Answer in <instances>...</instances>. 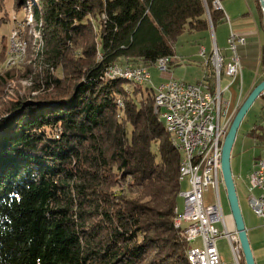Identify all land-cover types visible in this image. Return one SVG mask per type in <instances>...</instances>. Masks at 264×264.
<instances>
[{
    "label": "trees",
    "instance_id": "obj_1",
    "mask_svg": "<svg viewBox=\"0 0 264 264\" xmlns=\"http://www.w3.org/2000/svg\"><path fill=\"white\" fill-rule=\"evenodd\" d=\"M6 1L0 24L10 20ZM13 1L27 19L32 6L42 44L30 64L10 68L0 44V264H192L176 225L183 156L155 112L158 93L147 87L139 99L145 84L107 70L173 64L179 36L216 30L224 9L216 0ZM253 54L264 65V45ZM23 80L24 93L4 97ZM204 80L213 89L215 72ZM246 135L262 149L264 118Z\"/></svg>",
    "mask_w": 264,
    "mask_h": 264
},
{
    "label": "built area",
    "instance_id": "obj_2",
    "mask_svg": "<svg viewBox=\"0 0 264 264\" xmlns=\"http://www.w3.org/2000/svg\"><path fill=\"white\" fill-rule=\"evenodd\" d=\"M216 4L221 7L219 0H216ZM21 28L23 21L13 32L15 54L21 51L19 46ZM228 43L232 51L228 62H225L216 40L209 57L205 48L200 50L201 56L207 58L205 65L211 64L214 69L216 86L213 89L206 80L192 83L171 74L153 88L158 92L159 108L165 112L170 130L177 131V139L185 147V174L189 188L183 191L185 208L183 211L179 209L176 220L184 236L191 243L189 253L194 256L197 264H224L218 248V240L224 236L231 240L233 264H242L241 247L234 245L238 242V237L226 229L221 231L216 225L218 221L225 223L221 205L207 204L204 196L210 185L217 188L220 185L222 145L231 124L230 100L224 97L228 87L224 89L221 85L222 72L232 79L231 84L239 77L242 78L243 66L238 49L247 43V38L231 31ZM171 65V57H162L155 63L159 70L166 73L170 72ZM119 71H132L133 74L145 77L146 81L152 79L151 67L146 65L116 63L109 67L107 74ZM250 180L251 190L258 189L259 195L252 193L249 200L264 225V147L255 159ZM198 237L202 238V247L194 245Z\"/></svg>",
    "mask_w": 264,
    "mask_h": 264
},
{
    "label": "rangeland",
    "instance_id": "obj_3",
    "mask_svg": "<svg viewBox=\"0 0 264 264\" xmlns=\"http://www.w3.org/2000/svg\"><path fill=\"white\" fill-rule=\"evenodd\" d=\"M250 5L253 6V0H249ZM245 6L248 7V4L245 0H242ZM234 3L238 5L241 3V0H234ZM240 5V4H239ZM28 6L30 4L28 3ZM6 9L9 13L10 20L0 24V44L3 40L6 43V52L7 56L4 62L6 67H14L21 66L25 62L31 63V60L34 58V51H36V44H42V39L40 40V33L38 30V24L35 22L32 17V6L30 8V24H26L27 17L26 9L24 5H20L17 8L15 7V3L13 0L6 1ZM28 16V14H27ZM25 17V18H24ZM29 18V17H28ZM32 19V20H31ZM23 21V28H21L19 33V41H26V50L25 54L18 56L17 60L9 64L8 62L11 60L12 54L15 53L14 46V34L13 32L18 27V24ZM33 21V22H32ZM38 33H36V32ZM201 33L204 32H194L189 33L186 32L179 36L178 40L175 43V62L171 65L170 72H162L155 65L151 66L152 79L147 82L143 87L137 88L138 94L137 98H141L147 96V92H150L149 88H154L160 82L165 80L170 74L176 78L183 79L187 82L198 83L199 80L203 79L205 75V67H203L202 63L204 61V57L199 55L201 45L206 44V46L211 47L214 46L213 37L200 38ZM215 38L217 40L216 44L220 50L226 56H232V51L230 49V45L228 43V37L231 34L230 31V21L227 19L225 24H220L217 26L215 30ZM13 34V35H12ZM39 35V36H35ZM203 35V34H202ZM39 38V40H38ZM42 38V37H41ZM41 41V42H40ZM222 53V55H224ZM224 55V56H225ZM256 55H254V59ZM259 60V57H258ZM257 61V60H256ZM126 65V64H125ZM130 65V64H127ZM243 77H239L236 82H234L229 91L233 96L234 103L237 100V97L240 93L242 94V98L238 102L237 106L234 108L232 113L229 111L230 122H232L235 114L238 109L249 95L251 90L247 91L249 86L252 84L253 80H258L256 84L264 78V65H260L259 69L256 73L250 71L248 68H243ZM221 85L224 88L228 82L232 81L231 78H228L224 71L221 76ZM19 88L14 85L12 88L7 87L4 89V97L10 99L11 97L16 96L17 94L24 93L23 91L30 85L29 80H23L20 83ZM255 84V85H256ZM254 85V86H255ZM254 88V87H253ZM159 100V99H158ZM264 103L262 99H259L250 109L246 118L244 119L239 134L237 137V143L234 147L233 151V159H232V169L233 174L235 176V182L237 186V192L241 204V208L246 216L248 212L253 213L254 216L258 217L254 212L253 207L250 203V196L252 193L257 192L255 189L251 190L252 183L250 180V170L253 165L254 156L260 153L261 149L256 145L255 141L247 136V132L252 129V127L258 122H262L264 118ZM231 125V124H230ZM240 177L237 179V177ZM183 190H187L189 188L188 182L183 184ZM205 201L207 204H220L223 211V216L227 220L231 214L230 204L227 197L226 188L221 176V182L219 187L217 188L215 185H210L208 189L204 193ZM178 205L180 211H183L185 208V198L180 194L178 199ZM232 215V214H231ZM260 219V218H259ZM195 246L202 247V238L198 237V239L194 242Z\"/></svg>",
    "mask_w": 264,
    "mask_h": 264
},
{
    "label": "crops",
    "instance_id": "obj_4",
    "mask_svg": "<svg viewBox=\"0 0 264 264\" xmlns=\"http://www.w3.org/2000/svg\"><path fill=\"white\" fill-rule=\"evenodd\" d=\"M245 1L247 2L248 7L245 6V4L242 2V0H241V3H239L240 5L239 4L236 5V3H234V0H224L223 2H220L221 7L224 9L225 14H226V20L222 24H225L227 19H228L230 21V31H233L234 33L246 36L247 43L245 45H241L238 49V52H239V55H240L241 60H242L243 68H248L250 71H253L254 73H256L260 67V63L258 60V56H256V58L254 59L253 53L257 52V50L262 45H264V29L262 27L261 16H260L259 10L257 9V6H256L254 0L252 1L253 6L250 5L249 0H245ZM202 32H204V33H201L200 38H206V37L210 36L216 40L215 33H214L215 30L213 28H211L208 31H202ZM215 40H214V44H215ZM216 42H217V40H216ZM202 48H205V50L207 52V56L209 57L213 51L214 46L211 45V47L209 48V46H206V44L205 45L202 44L201 49ZM221 53H223L222 50H221ZM199 55H200V52H199ZM224 58H225V62H228L230 60L231 56L225 55ZM256 59H257V61H256ZM206 60H207V58L205 57L204 61L202 63L203 67H205V69H206L205 75H204L203 79H201L199 81L211 78L212 75L214 74V72H213L214 69H213L212 65L211 64L205 65ZM242 77H243V72H242ZM257 81L258 80H253L252 84L249 86L247 91L253 89V87H255L254 85L256 84ZM228 83L229 84H227L224 87V89H226V87H228V89H226V91L224 92V97L226 99L230 100L229 111L232 113V111L234 110V108L237 106L238 102L242 98L243 93H240L238 95L237 100L234 103L233 96H232L231 92L229 91L232 84L230 81ZM258 155H259V153L254 156L253 165H254V162L256 159L255 157ZM233 157H232V159H233ZM253 165H252V168L250 170V173L253 169ZM234 178H235V176H234ZM239 178L240 177L238 176L237 179H239ZM254 191H257L254 193L259 195L258 189H255ZM178 211H179V205H178ZM231 214L227 220L224 217L225 223H223L222 221H218L216 223V225L221 231H224L226 229L233 236L234 235L237 236L236 225H235L234 219H233ZM243 215L245 218L246 227L248 230V235H249V239H250V242L252 245V249H253V253L255 256L256 263L257 264H264V225H263L262 218L259 217L260 218L259 219L258 217L254 216L253 213H251V212H248L246 214V216L243 212ZM234 245L241 247L239 241L235 242ZM218 248H219V251H220V254H221V257H222L224 264H233L234 252H233V248H232L230 238L227 236L219 238ZM242 256L244 257L242 249H241V257ZM241 261H242V258H241Z\"/></svg>",
    "mask_w": 264,
    "mask_h": 264
},
{
    "label": "water",
    "instance_id": "obj_5",
    "mask_svg": "<svg viewBox=\"0 0 264 264\" xmlns=\"http://www.w3.org/2000/svg\"><path fill=\"white\" fill-rule=\"evenodd\" d=\"M260 4L263 10V23H264V0H260ZM262 93H264V80L259 82L251 90L249 95L246 97V99L238 109L228 129V132L224 138L222 151H221V174L226 188L232 217L236 225L238 241L240 242L246 264H257V263L249 239L245 218L243 215V211L241 208V204L237 192V186L232 169V151L243 119L245 118V116L247 115V113L255 103V101Z\"/></svg>",
    "mask_w": 264,
    "mask_h": 264
},
{
    "label": "bare ground",
    "instance_id": "obj_6",
    "mask_svg": "<svg viewBox=\"0 0 264 264\" xmlns=\"http://www.w3.org/2000/svg\"><path fill=\"white\" fill-rule=\"evenodd\" d=\"M30 7L28 8V19H27V22L26 24H30ZM32 20V19H31ZM33 22V21H32ZM21 30V29H20ZM36 32V31H34ZM38 33V32H36ZM13 35V34H12ZM35 36H39V35H35ZM41 34H40V40L42 39L41 38ZM20 39V38H19ZM39 40V38H38ZM41 42V41H40ZM26 45H27V42L26 41H19V46H20V53L19 54H15L13 53L12 54V57L10 58L11 60L8 62L9 64H12L14 63L18 56H21L22 54L24 55L25 54V50H26ZM15 54V55H14ZM14 58V59H13ZM112 75H114L115 77H121V78H124L130 82H132L133 84H137V85H144L146 84L147 82L149 81H146L145 80V77H142V76H138L136 74H133L132 71H119L117 73H111ZM157 92V91H156ZM158 93V92H157ZM120 104H122L120 102ZM155 112L156 113H159L161 119L164 121L167 129L172 133V136H173V143L175 145V147L178 149V151H180L182 153V162H181V165H180V175H179V181L181 183H184L186 182V174H185V170H186V162H185V147L181 145L180 141L177 139V131H174V130H170V125H169V121L166 120V117H165V112L163 111H160V108H159V103L155 106ZM184 191V190H183ZM183 191L180 193L181 195L183 194ZM176 225H178V221L176 220ZM180 227V226H179ZM189 258L192 262V264H197L196 262V259L194 258V256H192L191 253H189Z\"/></svg>",
    "mask_w": 264,
    "mask_h": 264
}]
</instances>
